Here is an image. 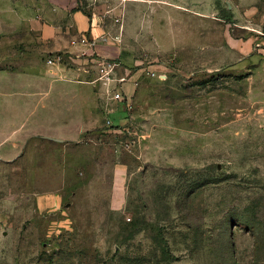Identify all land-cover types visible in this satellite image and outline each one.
Returning a JSON list of instances; mask_svg holds the SVG:
<instances>
[{
  "label": "rangeland",
  "instance_id": "obj_1",
  "mask_svg": "<svg viewBox=\"0 0 264 264\" xmlns=\"http://www.w3.org/2000/svg\"><path fill=\"white\" fill-rule=\"evenodd\" d=\"M105 2L137 145L0 147V264H264V0Z\"/></svg>",
  "mask_w": 264,
  "mask_h": 264
},
{
  "label": "crops",
  "instance_id": "obj_2",
  "mask_svg": "<svg viewBox=\"0 0 264 264\" xmlns=\"http://www.w3.org/2000/svg\"><path fill=\"white\" fill-rule=\"evenodd\" d=\"M107 6L105 0H0V97H6L7 121L17 118L19 124L0 129V147L63 153V168L74 148L105 134L106 119L118 126L127 122L124 104L96 80L97 62L108 59L123 64L118 76L126 81L117 87L123 95L132 100L137 88L138 75L131 74L106 22L107 14L120 10ZM54 54L63 61L48 64ZM37 106L43 110L39 115ZM44 200L38 198L41 204L58 202Z\"/></svg>",
  "mask_w": 264,
  "mask_h": 264
},
{
  "label": "built area",
  "instance_id": "obj_3",
  "mask_svg": "<svg viewBox=\"0 0 264 264\" xmlns=\"http://www.w3.org/2000/svg\"><path fill=\"white\" fill-rule=\"evenodd\" d=\"M81 42L89 44L90 47L94 46L93 42L88 43L84 38L81 39ZM62 57V54H54L49 56L46 62L48 64L59 63L62 62ZM116 67L117 63L108 59L97 62L96 80L106 86L107 93L112 99L123 103L125 110H128L131 107V101L117 88L121 85V83L126 81V77L115 76L114 73ZM151 75H154V73L151 72ZM105 124L107 125V128H112L114 131L117 130V132H121L124 135V138L119 141V144L125 150H131L137 145V141L132 135V131L127 126H123L121 130L118 128V125H112L110 119H106Z\"/></svg>",
  "mask_w": 264,
  "mask_h": 264
}]
</instances>
